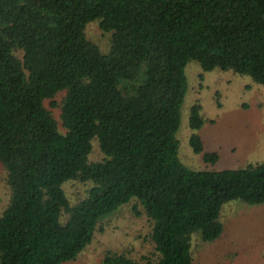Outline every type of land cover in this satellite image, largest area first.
Returning <instances> with one entry per match:
<instances>
[{"label": "trees", "instance_id": "1", "mask_svg": "<svg viewBox=\"0 0 264 264\" xmlns=\"http://www.w3.org/2000/svg\"><path fill=\"white\" fill-rule=\"evenodd\" d=\"M192 60L264 85V0H0L9 192L0 264L74 261L103 219L130 203L146 217L153 251L139 263L127 249H107L100 264H196L193 241L222 238L225 205H264V160L206 170L181 157ZM201 110L190 102L189 146L214 163ZM95 147L102 157L93 161ZM73 180L86 189L70 203L64 185Z\"/></svg>", "mask_w": 264, "mask_h": 264}, {"label": "rangeland", "instance_id": "2", "mask_svg": "<svg viewBox=\"0 0 264 264\" xmlns=\"http://www.w3.org/2000/svg\"><path fill=\"white\" fill-rule=\"evenodd\" d=\"M89 31L90 37L97 38L99 35L96 26H90ZM99 42L104 49L106 41ZM185 74L189 89L181 108V125L177 135L180 146L185 144L181 157L188 166L222 170L245 162L263 161L264 85L230 70L204 71L193 60L187 64ZM190 88L193 90L190 91ZM192 100L202 107L204 124L199 133L205 151L217 152L219 158L214 163L205 162L203 155L195 154L189 146L187 118ZM101 157L102 154L95 147L90 160ZM5 177L0 166V212L9 198ZM64 188L70 203H75L84 196L86 184L73 180L66 183ZM132 206V203L126 204L106 216L90 245L76 260L63 264H100L103 252L107 249L118 252L127 249L129 257L143 263V256L149 255L153 247L144 240L149 230L145 215L136 214ZM135 206L139 212L142 211L137 203ZM221 219L225 229L219 241L200 243L196 247L198 240L194 239L191 249L196 264H264V205L230 202L222 209ZM232 251L238 252L236 257L231 254Z\"/></svg>", "mask_w": 264, "mask_h": 264}]
</instances>
